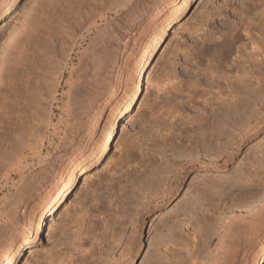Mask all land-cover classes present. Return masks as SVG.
Here are the masks:
<instances>
[{
    "label": "rangeland",
    "instance_id": "374dc122",
    "mask_svg": "<svg viewBox=\"0 0 264 264\" xmlns=\"http://www.w3.org/2000/svg\"><path fill=\"white\" fill-rule=\"evenodd\" d=\"M160 1L0 0V73L6 79L0 89V255L8 242L20 238L27 230L24 227L27 220L38 221L46 195L63 177L65 169L79 163V157L89 155L94 148L89 139L90 128L97 129L95 137L102 133L109 123L111 110L121 104L136 77L145 47L170 14L171 9L167 7L156 15ZM9 5H12L10 11H6ZM263 10L264 0H193L175 16L150 52L141 76L142 91L129 112L118 118L108 152L84 170H78L66 198L43 220L40 236L19 253L13 264H151L149 256L161 238L167 243L171 258L163 256L168 262L163 258L162 264L170 263L172 258L180 264H205L218 250L221 226L239 228L240 216L247 211H254L261 225L246 239L248 243L244 240L245 245L238 251L234 264H264V129L249 134L236 150L229 143L220 152L219 149L207 153L202 150L198 154L200 145H204L202 136L207 137V133L203 135L201 130V136V132L196 134L199 129L190 132L188 127L202 110L195 108L199 106L196 101H181L187 99L186 91H191L192 81L209 86L212 74L209 67L215 64L212 53L216 56L220 49L221 41H217L223 35L228 38L225 34H230L239 23L248 26L256 16L264 18ZM104 26L108 33L103 30ZM122 28L126 31L118 37L125 44L115 49L116 58L118 53L122 54L120 76L125 80L124 85L117 91L111 110L95 121L99 107L89 110L84 105L77 109L84 95L80 70L87 69L96 47L100 43L105 46L103 40H109L110 33ZM258 36L261 38L263 34ZM242 43L236 44L233 56L229 57L237 59L236 53L240 52L237 50L244 51L239 47ZM250 47L247 46L249 51ZM89 49L94 53L90 57ZM103 53H98L102 59ZM239 59L227 61L235 63ZM217 66L212 65L215 71ZM221 67L220 73L227 70L221 73H226L224 77L237 74L244 78L245 75L244 79L249 76L252 80H247L250 84H257L255 88L264 87L263 67L257 68V72L261 70L260 76H247L232 67ZM226 67L235 71L228 72ZM205 69L210 73H201L207 72ZM111 70L110 81H114L119 73L114 66ZM229 78L232 81L235 76ZM206 87L208 90L211 86ZM178 88H183L185 93L177 98ZM210 89L214 92L216 87ZM228 97L231 99L233 94ZM228 136L223 141L230 142L231 136ZM163 137L170 138L168 143ZM190 139L193 145L200 146H194L200 155L196 158H205L211 164L183 165L187 158L183 153L189 150L183 151L187 148L185 144L191 143ZM175 174L178 188L162 199L167 183L174 180ZM204 182L209 185L205 187ZM248 194L253 204L245 202L246 198L249 200ZM185 207L192 214L187 211L183 214ZM252 216L257 218L255 214ZM173 218L179 226L172 234L167 233ZM132 236L136 237L137 248L129 260V256L124 260L125 247ZM162 244L160 247L164 250Z\"/></svg>",
    "mask_w": 264,
    "mask_h": 264
},
{
    "label": "bare ground",
    "instance_id": "6f19581e",
    "mask_svg": "<svg viewBox=\"0 0 264 264\" xmlns=\"http://www.w3.org/2000/svg\"><path fill=\"white\" fill-rule=\"evenodd\" d=\"M14 1H16V0H13V2ZM192 1L193 0H171V1H163V0H161L159 2V4L156 5L157 6L156 7V15L160 14V12L163 11L167 7L169 9H171L170 10V14H169V16L167 18H165L159 24L160 27H159L158 31L155 32V30H154L155 35L151 39L149 45H147V47H145L144 52L142 53V57L140 58V61H139L138 65H137L138 69H137V74L135 75L136 77L132 81V85L130 86L128 92L125 93V97H124L123 101L114 110H111L110 107L112 106V103L114 102V100L116 98L117 91H119L121 89V86L124 85V81H125V80L123 81L121 76H120V73H121V70H122V61L120 60V55H122V54L118 53L119 57L117 56V58H116L117 49H115V47L119 46L120 44H123L120 41V37H118V35L120 36V34L121 33L123 34V32H125L126 30L123 31V28H122V30L121 29H117L118 31L117 30L116 31L118 33L117 32L116 33H110L111 35H110V37H108L109 40H106V41L103 40L102 39L103 37H102L101 39L104 42H106V45L102 47V46H100L101 45V43H100L99 44L100 47L99 46H97V47L95 46L96 47V49L94 48L95 51H96L95 54L93 52L90 53V49H89L88 56L91 55V54H94V55H91V58H93L92 60L90 59L91 63L87 64L86 63L87 59H86L85 63L87 64L86 65L87 69H85L86 67L84 68L85 71L83 69H81L85 73H83L79 69L80 72L82 73V76L80 75L81 73L79 75L81 77H83V82H81V83H82V88L84 89L83 90L84 91V95L82 96L83 99L81 97L82 101H81V103H80V105L78 106L77 109H81V107H83L84 105H86V107H88L89 110L93 109V108L97 109V107H99L98 111H97V114L95 116V121H98V119L101 116H103L105 113H107V111L110 109L111 110V112H110V116L111 117H109L110 118L109 123L104 127V130L102 131V133L100 135L97 134L98 137L97 136L95 137L96 130H97V129H95V126L90 128V130H89V139H90V142L93 143L94 148L92 150L90 149L89 155L80 156L79 157L80 158V162L79 163L77 162V163H74L73 165L71 164L72 166L70 165V166H68L65 169L64 174L62 175L63 177H61L59 179V182L46 195L45 207H44V209L42 211V214L40 215L38 221L33 222L31 220H27V223L24 226L25 229H27V230L25 232H23L22 236L20 238H15V239L11 240L10 242H8L3 247L1 255H0V264H13V262L15 261L16 257L19 255V253L24 248L30 247L35 242V239L40 236V233L42 231L43 220L46 217L51 216L53 214V212L56 210V208L66 198V195L68 194V192L70 190V187L73 186V183L76 180L78 170L79 169L80 170H84L87 166H89L94 161L99 159L103 154L108 152L109 147L111 145V142L113 140V136H114V133H115V129H116V124H117L118 118L123 116V114L129 112V109L131 108V106L134 103L135 99L137 98L139 93H141V91H142L141 83H140L141 82V76H142L143 69L145 68V64L147 62V59L149 58L150 52H152L154 50V48L157 46V44L160 42V39L163 37V35L166 32L167 28L171 25V23L174 20L175 16L177 14L180 15ZM11 6L12 5H9L6 8V11H10ZM260 7H262V6H260ZM258 10H259V8H258ZM260 10H262V9H260ZM263 11H261L260 13H262ZM251 12L253 13V11H251ZM256 15H257V13H256ZM259 16H261V14H259ZM263 16H264V14H263ZM256 18L257 19L255 20V17H254L255 21H253V23L247 24L248 26H245V25L242 26L241 23L237 22L239 24H237V26L232 29L230 34H228V35L225 34V36H229L228 38H224V35H223L224 39L221 37L223 40L220 38V40L217 41L218 43L221 41L219 43L220 49L217 48V50L218 49L219 50L216 51V53H217L216 56H215V54H213L215 52L212 53V55H214L213 58L215 59L214 60L215 64L212 63V65H215V66L218 65L220 69L222 68L221 66H228L229 68L232 67V68L236 69V72L239 71V72H241L243 74H246L247 76L248 75H250V76L258 75L259 74L258 72L259 71L261 72V70H259L257 72V70H258L257 68L259 66H260L259 69L261 67H263V70H264V40H263V38H264V18L263 17L262 18H258L257 16H256ZM247 22H248V20H247ZM106 24H107V22H106ZM107 25H105V26H107ZM105 26L103 27L104 28L103 30L106 31L108 29H107V27L105 29ZM254 30H257L255 32L256 33L259 32V33H257V34L254 33L253 32ZM98 32H99V29H98ZM98 32H97V36L101 37L100 34L98 35ZM106 33H108V32L106 31ZM258 34L259 35L263 34V36L260 38V36H258ZM106 35H108V34H106ZM209 36L210 35H208V38H209ZM100 37H98V39H100ZM210 37H212V36H210ZM242 39H244V41H242ZM125 40H126V38H125ZM125 40H123V41L125 42ZM239 41H242L243 43L239 42ZM245 41H247V42H245ZM217 42H216L215 45H218ZM240 43H242V44L239 45V47H241V49L243 48L244 51H243V49H242L243 52H241V50H237L239 47L236 48V50L241 52V53L238 52L240 54V59L241 60L238 57L239 56L238 53H236L238 55L237 59L234 58L236 56L229 57V56H233L231 54H232L233 50L235 49V47H237L236 44H240ZM95 44L98 45V43H95ZM212 44H214V43L212 42ZM247 46H248V48H249V46L252 47V48L250 47L251 48L250 51L247 49ZM195 49H197V48H195ZM213 49L214 48H212V50ZM92 51H94V50L92 49ZM100 52L101 53L104 52L103 53L104 55H102V56H104V59H102L103 57H101V55L100 56L98 55V53H100ZM197 53H198V51H197ZM244 53L246 54L245 57L243 55ZM202 56L203 55H201V57ZM229 58H232V60H235V59L238 60L239 59L240 61H237L235 63H229L230 61L229 60L227 61V59H229ZM116 61L118 62V64H116ZM88 62H90L89 59H88ZM201 62H202V60H201ZM4 64H6V63H4ZM210 64H209V66H210ZM212 65L209 67V69H211L212 71H210L208 68H207V70H209L214 75V77H212L213 76L212 74L211 75L209 74L211 76V79L209 80V83H207V84H209V86H211L212 88L216 87V90L214 89L215 91L213 92L210 89L211 87L209 88V86L206 87V85H204L206 88H209L208 90H206V89H204L205 87L200 85V82H199V84H196L198 82L193 83V81H192V84H193L192 87H191V83H189L190 85L188 84L189 87L191 88V91L188 90L189 92L186 91L187 95L185 94L186 95L185 97L187 99L181 100L182 102L183 101L187 102L188 100H189V102L196 101L199 106H197L195 108L202 110L200 116L197 114L198 117H194L195 119L193 118V120H191V122H190V123H192L191 126L188 127L190 132L191 131H197L199 129V132L197 131L196 134L197 133L200 134V132H201V134H200L201 136H202V131H203V135L205 133H207V137L205 136L206 135L205 134L204 136H202L203 139L201 138L202 142H203L202 144H204V145H200L201 148H200V150H198V152H197L198 154H199V151H202V150L207 153L210 150L218 151V149H219V152H220L221 151L220 148H224V146L229 145V143H231L230 144L231 148L236 150L237 146L242 144L249 134L259 133V131L264 129V108H263L264 107V87H259L258 86L259 88H261L260 90L257 89L258 88L257 86H256L257 88H255V85H257V84H255V85L252 84V83L250 84V82H248L247 80H250L251 82H252V80L250 79L249 76H248L247 79H244L245 75H244V78H242V77L240 78V77H237L236 76L237 74H236V75H234L235 79L231 81L230 80L231 78H229V77H231V76L234 77L233 75L224 77L226 75V73H225V75H223V74L227 70L222 71L223 74H221L222 72L220 73L218 71V69H219L218 66L216 67L218 69H216V71H215V69H214L215 67L213 68ZM113 66H114V69L119 73V75L115 76L116 79L114 81H112V80L110 81V79H111L110 71H112L111 69L113 68ZM4 68H5V65H3L2 69H4ZM223 69H225V67ZM226 69H228V68L226 67ZM234 69H228V72H229V70L232 71ZM202 70L203 69H201V71ZM207 70L205 69V71H207ZM210 72H208V71L204 72L203 71L201 73H204V75H206L205 73H210ZM214 72H216V74ZM256 72H257V74H256ZM79 75H77V76H79ZM209 75L207 74V76H209ZM227 75H228V73H227ZM263 75H262V77H263ZM259 76H260V74H259ZM254 79H256V77ZM263 79L264 78H262V80ZM196 80L197 79H195V81ZM225 81H227V82L225 83ZM257 81L255 80L256 83H257ZM4 82H6V79H5L4 74L1 72L0 73V89H1V86L4 85ZM260 82H261V79H260V81L258 83L260 84ZM261 83H264V81H262ZM197 86L200 87L202 90L197 88ZM227 86H229V87H227ZM262 86H264V84ZM177 87H178V85H177ZM180 88H181V85H180ZM187 88H186V90H187ZM228 88H230V89H228ZM175 89H176V87H175ZM182 89L178 88L179 91L176 93L177 95L175 94L177 96V98H178V96L182 95L181 94L182 92L185 93V91H183ZM199 90H201V91L198 92ZM258 90L260 91L259 95H257L258 94L257 93ZM198 93H200L199 95H201V96L197 97ZM212 93H214V94H212ZM232 94H233V97L230 99V97H228V96H230ZM225 96H227V97H225ZM198 98H202V100L201 101H197ZM77 109H74L75 112L78 111ZM75 112H73V114H75ZM92 112H94V111H92ZM80 113L82 114V112H80ZM95 121H94V123H96ZM77 126H79V125H77ZM72 127L75 128L74 126H72ZM68 131H69V129H68ZM192 133L190 135L194 136L195 134L193 135ZM190 135H189V137H190ZM227 135H229L228 137L231 136V138H229L231 141L230 142L228 141V143L225 142L226 140L223 141V139H226ZM186 136L188 137V135H185V137ZM15 137H17V136L15 135ZM79 137H77V138H79ZM205 137H206V139H205ZM168 138L169 137H165V138L163 137L162 139H164V141H166V143H168ZM190 138H192V137H190ZM186 139H188V138H186ZM190 141H191V139H190ZM199 141H201V140L199 139ZM182 143L184 144L185 142H182ZM223 143H224V145H223ZM225 143H227V144H225ZM186 145H187V143L185 144V147H187V148H184V146H183V148H184V150L185 149L189 150V152L187 151V153H183V152H186V150L182 152L183 155L187 154V156L185 155L187 157V158L185 157L186 158V162L184 161V164H183L185 167H188L191 164H201V165L203 164V165H206V164H211L212 163L211 161H209V160H207L205 158L201 159V157H200V159H198L199 158L198 156H200V155L196 154L197 149H195L196 151H194V146H195V148H197L196 147L197 144L194 143V145H193V141H191V143L189 142V144L187 146ZM197 146H199V145H197ZM225 148H227V147H225ZM192 151H194L195 157H193L194 153ZM191 152L193 153V155H192ZM200 153L202 154V152H200ZM196 157H198V158H196ZM176 175L177 174H175V177H174L173 181H171L170 183L166 182L167 185L165 187V191L163 193V198L162 199H166L168 194L171 191H173L174 189L178 188V185H176V179H175V178H177ZM148 178H150V176ZM261 183H262V181L259 182V185H258L259 187L261 186L260 185ZM164 185H165V183H164ZM204 185L206 187L207 185H209V183L206 184L204 182ZM254 186L256 188H258L257 185H254ZM255 187H254V190L256 191L257 189H255ZM203 189H204V186H203ZM257 191H258V193L260 192L259 190H257ZM250 192H251V190H250ZM250 192H248V193H250ZM258 193H256V195ZM248 199L249 200L246 201L247 200V198H246L245 202H247L248 204H253L252 203L253 200H252V202H250V195L248 196ZM252 199H253V197H252ZM248 204H246V205H248ZM186 207H188V206L186 205ZM252 209H250V210H252ZM257 209H258L257 210L258 212L261 211L258 207H257ZM184 210L185 211H184L183 214L186 215L187 214L186 213L187 208L184 209ZM257 211H255V212H257ZM187 212H189V211H187ZM203 212H205V211H203ZM250 212L251 213H248V211H247L248 214L246 213L242 217L240 216V218H241V226L239 225L240 226V227L238 226L239 228L236 227L237 229H233V228H231L229 226L228 227H226V226L222 227L221 226L222 231L219 230L220 232L218 233V238H219L218 250H217L216 254L213 255V257L210 254L211 256H209V257L210 258L212 257V258L210 260H207V261H209L208 263H207V261H205L204 262L205 264L206 263L207 264H234L235 263L238 251L242 247H244V245H245V241L244 240L249 239L248 238L249 236L254 235L259 230V226L261 225V224H259L260 221L258 222V220H260V218L258 219V215L256 213H254V211H250ZM261 213H263V212H261ZM190 214H192V213H190ZM190 214L188 216H191ZM254 214H255V216H257V218L252 216ZM261 215H260V217L263 219V217ZM263 216H264V214H263ZM29 218H31V217H28V219ZM185 218H186V216H185ZM192 218H194V217H192ZM262 219H261V221L263 222ZM200 220H202V218ZM203 220H206V219H203ZM177 223H176V221L173 218L171 220V223H170V226L168 228V232L167 233L170 232L172 234L173 231L176 230V226H179V225H177ZM182 223H184V221ZM180 224H181V222H180ZM177 229H178V227H177ZM132 234H134V233L132 232ZM175 234H177V233H175ZM161 237H162V235H161ZM171 237L173 238L174 236H171ZM161 239L160 240L158 239L159 243L157 242L158 245L156 244V249L154 250V253L153 254L151 253V255L149 256V258L151 260V264L154 263L155 261H157V264H159V261H161V264H162V262L165 261V258H166V257H163V256H167V259H169V260L171 259L170 255L168 253L169 247L167 246V243H165L163 241L164 239L163 240H161ZM175 240L177 241V239H174V241ZM136 241L137 240H136L135 236L130 237V239L127 241L128 243H127V245L125 247V251H124V255H123L124 260L126 259L127 256H129V257H127L128 260H129L131 255L133 254V252L137 248L136 247L137 246V242ZM160 241H161V243H160ZM162 241L164 242L163 244H162ZM168 242H170V241L168 240ZM246 242H247V240H246ZM160 244H162L165 247L164 250H162L163 248L161 249ZM174 244L172 243L173 246H174ZM177 244H178V242H177ZM174 254L171 257H173ZM192 255L193 254H191V256ZM177 256L179 257L180 255H177ZM177 256L175 254V257H177ZM178 257H177V259L180 258V257L179 258ZM262 257H263V254H262ZM163 258H164V260L162 261ZM172 260H175L174 262L178 261V260L173 259V258H172ZM172 260H171V262L170 261L169 262L170 263H174V262H172ZM165 262H168V261L166 260ZM170 263H168V264H170ZM178 263L180 264V261H178L177 263H174V264H178Z\"/></svg>",
    "mask_w": 264,
    "mask_h": 264
}]
</instances>
